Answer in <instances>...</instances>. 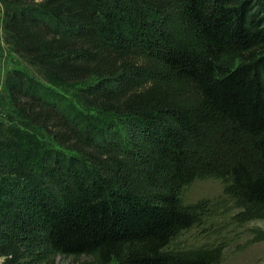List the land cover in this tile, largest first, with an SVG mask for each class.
Instances as JSON below:
<instances>
[{
  "label": "trees",
  "instance_id": "trees-1",
  "mask_svg": "<svg viewBox=\"0 0 264 264\" xmlns=\"http://www.w3.org/2000/svg\"><path fill=\"white\" fill-rule=\"evenodd\" d=\"M0 3L5 41L61 88L8 84L3 264H213L170 248L197 220L180 190L199 175L230 178L264 218V1Z\"/></svg>",
  "mask_w": 264,
  "mask_h": 264
},
{
  "label": "rangeland",
  "instance_id": "rangeland-1",
  "mask_svg": "<svg viewBox=\"0 0 264 264\" xmlns=\"http://www.w3.org/2000/svg\"><path fill=\"white\" fill-rule=\"evenodd\" d=\"M1 29L0 3V122H7V114L11 112L8 84L15 81L17 72L57 91L61 88L46 80L40 67L14 52ZM69 91L73 88H68ZM180 199L196 212L197 220L172 240L171 249L214 251L218 257L213 264H264V241L254 237L255 229H264V218L257 216L255 207L240 200L231 187L230 178L199 175L181 188ZM3 262L4 258L0 256V264ZM45 264H99V260L96 254L53 253Z\"/></svg>",
  "mask_w": 264,
  "mask_h": 264
}]
</instances>
